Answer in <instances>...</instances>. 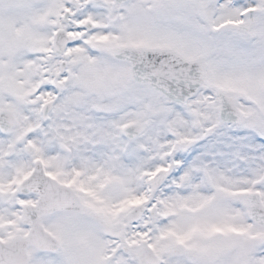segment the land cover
<instances>
[{"label":"snow or ice","instance_id":"obj_1","mask_svg":"<svg viewBox=\"0 0 264 264\" xmlns=\"http://www.w3.org/2000/svg\"><path fill=\"white\" fill-rule=\"evenodd\" d=\"M0 264H264V0H0Z\"/></svg>","mask_w":264,"mask_h":264}]
</instances>
